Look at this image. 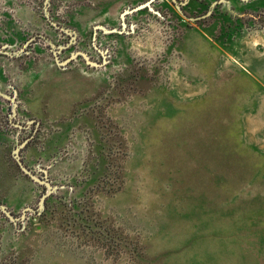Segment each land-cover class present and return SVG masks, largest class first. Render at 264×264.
I'll return each mask as SVG.
<instances>
[{"label": "rangeland", "instance_id": "rangeland-1", "mask_svg": "<svg viewBox=\"0 0 264 264\" xmlns=\"http://www.w3.org/2000/svg\"><path fill=\"white\" fill-rule=\"evenodd\" d=\"M254 29L264 0H0V264H264Z\"/></svg>", "mask_w": 264, "mask_h": 264}, {"label": "clouds", "instance_id": "clouds-1", "mask_svg": "<svg viewBox=\"0 0 264 264\" xmlns=\"http://www.w3.org/2000/svg\"><path fill=\"white\" fill-rule=\"evenodd\" d=\"M259 31H264V29H254L251 32L245 30V35L241 37L240 43L250 49L264 46V39L257 38ZM167 39L163 26L152 21L146 23L139 29L137 34L129 39V52L133 54L139 66L146 68L149 75H151V68L155 65V62L165 53ZM127 67L128 65L126 64L114 66V75L123 74ZM170 67L171 71H167V79L170 82H176L179 79L180 63L172 61L170 62ZM164 74V71H162L161 75L163 76Z\"/></svg>", "mask_w": 264, "mask_h": 264}, {"label": "water", "instance_id": "water-1", "mask_svg": "<svg viewBox=\"0 0 264 264\" xmlns=\"http://www.w3.org/2000/svg\"><path fill=\"white\" fill-rule=\"evenodd\" d=\"M184 1H186V0H184ZM178 8H179V6H178ZM21 147H22V145H21ZM17 149L19 150V148H17ZM15 153H17V150L15 151ZM17 158H18L17 160H18V162H19V164H20V166H21V168L23 169L24 172H26L34 181H37L38 183H40L42 185H45V187L47 189V192L41 197V202H40V205H41L44 197L53 188V186L51 185V181L48 180L47 178H41V177L35 176L34 173L30 172L24 165L21 164L22 162L20 161L18 154H17ZM0 209L2 211H4L7 215H9L10 217H12L10 211H8V209L4 205H1L0 206Z\"/></svg>", "mask_w": 264, "mask_h": 264}, {"label": "flooded vegetation", "instance_id": "flooded-vegetation-1", "mask_svg": "<svg viewBox=\"0 0 264 264\" xmlns=\"http://www.w3.org/2000/svg\"><path fill=\"white\" fill-rule=\"evenodd\" d=\"M17 114V113H16ZM20 148V147H19ZM22 148V147H21ZM19 159H20V161H21V158H20V155H19ZM28 210V209H27Z\"/></svg>", "mask_w": 264, "mask_h": 264}, {"label": "crops", "instance_id": "crops-1", "mask_svg": "<svg viewBox=\"0 0 264 264\" xmlns=\"http://www.w3.org/2000/svg\"><path fill=\"white\" fill-rule=\"evenodd\" d=\"M40 120V119H39ZM6 205V204H5Z\"/></svg>", "mask_w": 264, "mask_h": 264}]
</instances>
